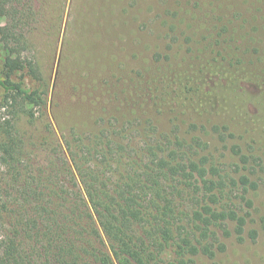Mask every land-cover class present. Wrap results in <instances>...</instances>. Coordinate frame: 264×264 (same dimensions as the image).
I'll return each instance as SVG.
<instances>
[{
  "label": "trees",
  "instance_id": "trees-1",
  "mask_svg": "<svg viewBox=\"0 0 264 264\" xmlns=\"http://www.w3.org/2000/svg\"><path fill=\"white\" fill-rule=\"evenodd\" d=\"M45 2L0 0V107H14V119L48 113L47 79L26 55ZM84 5L79 27L86 20L92 40L123 42L126 27L110 5ZM168 23L165 50L110 88L97 132L67 130L50 170L27 164L25 128L0 119V264H198L225 249L220 231L244 238L248 219L233 195L252 205V174L264 172V67L241 59L238 27L202 35L194 23L181 32ZM237 135L248 139L245 151L232 147L241 172L220 174L205 136Z\"/></svg>",
  "mask_w": 264,
  "mask_h": 264
},
{
  "label": "rangeland",
  "instance_id": "rangeland-1",
  "mask_svg": "<svg viewBox=\"0 0 264 264\" xmlns=\"http://www.w3.org/2000/svg\"><path fill=\"white\" fill-rule=\"evenodd\" d=\"M88 1L95 0H46L40 8L37 30L29 33L31 41L26 55L38 61L48 83L46 117L38 114L36 121L27 117L14 119V107H0L1 121H17L25 128L28 165H42L50 170L51 157L61 163L65 133L71 126L92 134L99 130L95 118L101 112V105L108 104L110 88L115 85L123 88L120 83L133 77V69L147 66L155 51L165 50L169 20L179 24L178 32L182 26L194 23L202 35H207L209 29L238 27L242 40L237 44H242L239 49L246 53L241 59L264 67V0H97L110 5L126 27L121 34L123 42L113 48L102 39H91L86 20L79 27V18L84 20V3ZM198 15H205V19L198 22ZM6 22L7 18L0 16V27ZM1 45L0 70L4 54ZM180 48L175 43L172 53L176 54ZM26 81L28 86L32 85L29 79ZM3 96L4 90L0 88V98ZM94 104H98L97 109H91ZM15 106L17 109L18 105ZM161 121L167 125L165 117ZM205 139L210 146L204 153L210 156V162L220 174L232 172L238 176L239 156L232 147L239 145L245 151L247 137L237 135L220 140L205 136ZM3 170L5 166L1 165L0 174ZM252 178L259 181V187L246 194L252 205L245 202L240 190L233 195L234 204L248 219L244 238L240 240L234 234L223 235L220 231L225 249L217 251L212 259L199 257L198 264H264V172L252 174ZM233 225L230 222L229 229ZM252 229L257 231L254 239L249 234Z\"/></svg>",
  "mask_w": 264,
  "mask_h": 264
}]
</instances>
